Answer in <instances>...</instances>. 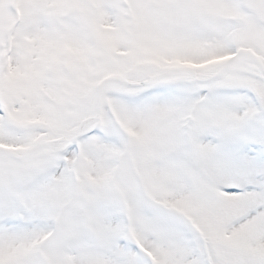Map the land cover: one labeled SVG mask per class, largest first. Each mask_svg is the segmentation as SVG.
I'll return each instance as SVG.
<instances>
[{
  "label": "snow or ice",
  "instance_id": "snow-or-ice-1",
  "mask_svg": "<svg viewBox=\"0 0 264 264\" xmlns=\"http://www.w3.org/2000/svg\"><path fill=\"white\" fill-rule=\"evenodd\" d=\"M0 264H264V0H0Z\"/></svg>",
  "mask_w": 264,
  "mask_h": 264
}]
</instances>
